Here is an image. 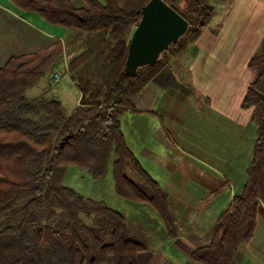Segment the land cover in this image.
<instances>
[{"label":"trees","instance_id":"1","mask_svg":"<svg viewBox=\"0 0 264 264\" xmlns=\"http://www.w3.org/2000/svg\"><path fill=\"white\" fill-rule=\"evenodd\" d=\"M15 1L52 25L81 34L105 32L111 49L101 102L70 112L59 99L47 97L48 88L26 96L62 64L59 41L0 66V264H137L145 246L129 234L125 217L103 201L84 198L63 178L69 166L101 178L112 154L115 195L151 207L168 237H175L166 195L127 147L120 117L134 108L135 97L170 59L200 38L213 15L211 0H163L188 22L187 32L133 78L123 72L128 43L149 0ZM86 55L69 71L77 70ZM247 67L254 78L241 108L251 109L256 127L252 160L245 185L216 220L208 242L196 244L190 256L196 264H234L238 246L253 234L258 206L264 205V34ZM127 167L137 182L127 176Z\"/></svg>","mask_w":264,"mask_h":264},{"label":"crops","instance_id":"2","mask_svg":"<svg viewBox=\"0 0 264 264\" xmlns=\"http://www.w3.org/2000/svg\"><path fill=\"white\" fill-rule=\"evenodd\" d=\"M262 8L263 12L260 6L255 10L247 24L246 51H227L222 45L215 51H194L192 46L182 53L185 67H165L135 97L134 108L120 117L127 147L166 195L175 224V237L169 238L161 221L160 228L156 227L160 233L148 220L135 222L154 234L151 245L141 242L145 251L137 255V264H196L190 259L196 244L208 242L216 220L246 183L256 127L251 109L241 108V102L254 78L248 60L264 34ZM99 33L81 34L52 25L15 0H0V66L11 57L30 55L59 41L65 51L61 73L76 82L72 84L78 93L73 109L102 100V76L111 45L106 33ZM95 39L100 40L98 44ZM82 54L87 55L78 69L69 71ZM56 73L53 83L58 82L53 80ZM49 79L33 97L48 88L47 97L55 98L50 95ZM233 262L264 264L261 203L253 234L238 246Z\"/></svg>","mask_w":264,"mask_h":264},{"label":"rangeland","instance_id":"3","mask_svg":"<svg viewBox=\"0 0 264 264\" xmlns=\"http://www.w3.org/2000/svg\"><path fill=\"white\" fill-rule=\"evenodd\" d=\"M210 4L213 7V15L208 26L203 31L197 43H195V45L194 43L191 44L184 52L191 49L192 46H194V51H215L218 48L216 47L217 45H222L221 47L226 48L227 51L236 52L237 50H244L243 43L247 42V36L245 34L249 29V27L246 29L247 24L251 21V15L259 6L261 7V10L263 9L262 6L264 5V0H211ZM97 33L100 34L99 32ZM98 34H95L94 36L99 37L100 35ZM256 34H258V30H256L255 35ZM95 40L96 44L100 41L99 39ZM100 45H102L101 42ZM218 50L222 51L221 49ZM182 56L183 54L170 59L169 67L172 69L185 67ZM85 63L86 62H84V64ZM61 68L62 64L54 70L55 73L57 72L60 74V80H58L57 83H53L52 81V74L54 71L48 72L36 86L26 91V96L33 97V94H35L36 91H40L44 86L43 84L50 78V83H52L51 97L59 99L64 106L65 111L70 112L74 107L78 95L76 89L73 87V85H76V82L73 80L74 84L71 83L72 81H70L66 75L61 73ZM96 80H98V78ZM82 85L84 86L83 82ZM112 160L113 156L111 154L105 175L96 179H94L87 170L79 169L75 166H69L64 175L63 184L72 188L84 198L103 201L110 208L121 213L128 223L129 234L136 237L139 242L149 246L152 244L150 240L152 237L154 238V234L146 232L144 229H140L135 222L140 221V219L148 220L151 224H154V226L152 225L151 227L154 231H157V233H160L158 228H160L162 224L152 208L148 205L134 203L115 195L112 179ZM126 174L133 181H138V178L133 174L129 167L126 168ZM136 205L140 207H136ZM85 222L89 223V220H85ZM156 222L159 224L158 226L155 225Z\"/></svg>","mask_w":264,"mask_h":264},{"label":"water","instance_id":"4","mask_svg":"<svg viewBox=\"0 0 264 264\" xmlns=\"http://www.w3.org/2000/svg\"><path fill=\"white\" fill-rule=\"evenodd\" d=\"M188 29V22L163 0H149L141 8L123 68L133 78L139 68L152 67L169 45L175 44Z\"/></svg>","mask_w":264,"mask_h":264},{"label":"built area","instance_id":"5","mask_svg":"<svg viewBox=\"0 0 264 264\" xmlns=\"http://www.w3.org/2000/svg\"><path fill=\"white\" fill-rule=\"evenodd\" d=\"M59 74L58 73H56V74H54L53 75V80L55 81V82H57L58 80H59Z\"/></svg>","mask_w":264,"mask_h":264}]
</instances>
